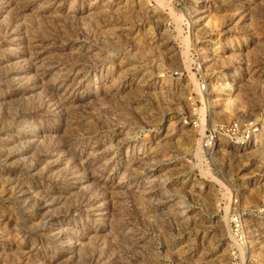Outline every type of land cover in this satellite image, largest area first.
Instances as JSON below:
<instances>
[{
	"label": "rangeland",
	"instance_id": "obj_1",
	"mask_svg": "<svg viewBox=\"0 0 264 264\" xmlns=\"http://www.w3.org/2000/svg\"><path fill=\"white\" fill-rule=\"evenodd\" d=\"M197 113L264 117V0H0V264H235L234 206L263 263L264 139Z\"/></svg>",
	"mask_w": 264,
	"mask_h": 264
},
{
	"label": "built area",
	"instance_id": "obj_2",
	"mask_svg": "<svg viewBox=\"0 0 264 264\" xmlns=\"http://www.w3.org/2000/svg\"><path fill=\"white\" fill-rule=\"evenodd\" d=\"M208 85L205 83L199 84V91L203 93V99L209 94ZM197 120L193 122L196 128L202 129V138L200 149L203 154L212 155L219 150V147L228 144L233 145L238 149H246L255 145L260 138L264 139V117L260 122L245 123L240 120H234L228 123H213L206 127H202V119L206 120V113L201 115L197 113ZM202 117V118H201ZM238 203V200H235ZM256 216L264 217V203L252 211ZM243 212L234 206L231 222H230V239L231 250L233 252V260L238 263V254L241 251L242 243L245 238ZM261 264H264L261 263Z\"/></svg>",
	"mask_w": 264,
	"mask_h": 264
},
{
	"label": "bare ground",
	"instance_id": "obj_3",
	"mask_svg": "<svg viewBox=\"0 0 264 264\" xmlns=\"http://www.w3.org/2000/svg\"><path fill=\"white\" fill-rule=\"evenodd\" d=\"M201 122H202V127H203V125H204V120L202 119V121H201Z\"/></svg>",
	"mask_w": 264,
	"mask_h": 264
}]
</instances>
